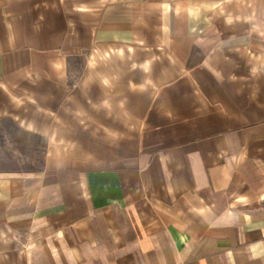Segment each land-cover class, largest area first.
<instances>
[{
  "label": "crops",
  "instance_id": "crops-1",
  "mask_svg": "<svg viewBox=\"0 0 264 264\" xmlns=\"http://www.w3.org/2000/svg\"><path fill=\"white\" fill-rule=\"evenodd\" d=\"M0 264H264V0H0Z\"/></svg>",
  "mask_w": 264,
  "mask_h": 264
},
{
  "label": "rangeland",
  "instance_id": "rangeland-1",
  "mask_svg": "<svg viewBox=\"0 0 264 264\" xmlns=\"http://www.w3.org/2000/svg\"><path fill=\"white\" fill-rule=\"evenodd\" d=\"M47 143L9 120L0 121V175L44 170Z\"/></svg>",
  "mask_w": 264,
  "mask_h": 264
}]
</instances>
